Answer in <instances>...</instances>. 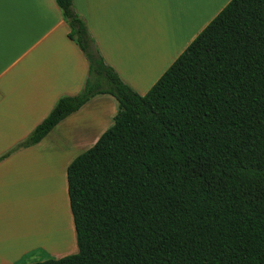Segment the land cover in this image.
Returning <instances> with one entry per match:
<instances>
[{"label": "trees", "instance_id": "16d2710c", "mask_svg": "<svg viewBox=\"0 0 264 264\" xmlns=\"http://www.w3.org/2000/svg\"><path fill=\"white\" fill-rule=\"evenodd\" d=\"M55 2L87 76L0 161L97 94L117 112L66 167L77 252L25 264H264V0H230L144 94Z\"/></svg>", "mask_w": 264, "mask_h": 264}, {"label": "crops", "instance_id": "0c3cea01", "mask_svg": "<svg viewBox=\"0 0 264 264\" xmlns=\"http://www.w3.org/2000/svg\"><path fill=\"white\" fill-rule=\"evenodd\" d=\"M72 1L105 63L144 94L230 0ZM68 32L55 0H0V155L58 98L82 89L88 62ZM116 112L112 95L97 94L39 143L0 161V264L77 252L66 167L113 124Z\"/></svg>", "mask_w": 264, "mask_h": 264}, {"label": "rangeland", "instance_id": "374dc122", "mask_svg": "<svg viewBox=\"0 0 264 264\" xmlns=\"http://www.w3.org/2000/svg\"><path fill=\"white\" fill-rule=\"evenodd\" d=\"M213 18H214V16H213ZM146 92H147V91H146ZM146 92H145V93H146ZM88 143H89L88 141L85 142V143H83V145L81 146V148H83L84 145L87 146ZM89 147H90V146H89ZM89 147H87V148H89ZM85 150H86V149L79 151V152L77 153V155L80 154L81 152L85 151ZM77 155H76V156H77ZM48 160H49V159H48ZM46 162H47V160H46ZM58 176H59V171H58ZM59 178H60V176H59ZM60 188H61V191H62L61 193L63 194L62 183H61V187H60ZM46 189H50V187H48V188H46ZM46 195H49V193H48L47 191L44 192V200H45ZM66 195H67V194H66ZM66 197H67V196H66ZM64 203H65V200H64ZM41 204H42V205H41L40 208H42V206H43V203H41ZM44 204H45V203H44ZM12 210H13V214H15V213H16V207L13 206V207H12ZM66 210H67V208H66ZM30 224H31V223H30ZM58 237H60V236L58 235ZM72 244H73V243H72ZM70 245H71V244H70ZM70 245H69V246H70ZM71 247H73V245H71ZM55 248L57 249V248H59V246H56ZM55 248H54V249H55ZM51 252H52V251H51ZM56 252H57V251H56ZM63 252H66V253H67V252H69V251H68V249H67L66 251H63Z\"/></svg>", "mask_w": 264, "mask_h": 264}]
</instances>
